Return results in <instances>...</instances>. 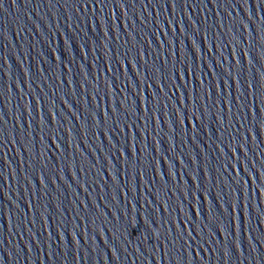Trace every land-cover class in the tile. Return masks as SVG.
<instances>
[{
    "label": "water",
    "instance_id": "obj_1",
    "mask_svg": "<svg viewBox=\"0 0 264 264\" xmlns=\"http://www.w3.org/2000/svg\"><path fill=\"white\" fill-rule=\"evenodd\" d=\"M0 264H161L1 66Z\"/></svg>",
    "mask_w": 264,
    "mask_h": 264
}]
</instances>
